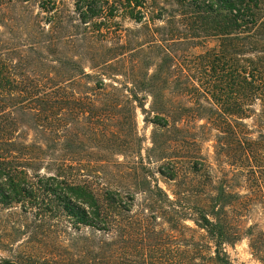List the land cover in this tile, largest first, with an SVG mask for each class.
Listing matches in <instances>:
<instances>
[{
  "label": "trees",
  "instance_id": "16d2710c",
  "mask_svg": "<svg viewBox=\"0 0 264 264\" xmlns=\"http://www.w3.org/2000/svg\"><path fill=\"white\" fill-rule=\"evenodd\" d=\"M73 1L71 9L68 0H36L37 16L46 17L34 45L42 47L40 65L49 67L47 77V72L43 76L37 70L29 71V62L0 57V205L7 209L20 206L21 216H33L38 222L35 228L42 237H28L12 260L1 259L0 264H239L227 248L244 241L254 260L264 264V41L256 39L253 53L257 56L250 58L251 34L247 30L261 19L253 12L255 1ZM170 2L182 12L168 14L164 7ZM189 7L191 13L183 12ZM121 14L143 25L151 41L139 43L134 57H127L128 47L105 46L101 60L104 81L95 91L105 94L109 107L125 104L144 113L148 112L147 99L140 95L151 97L155 115L151 122L160 128L169 126L164 99L173 92L188 103L181 104V118L174 123L190 122L194 127L186 133L175 127L177 131H183L186 138L189 135L194 144L207 141L204 135L208 132H217L216 168L207 165L200 154L187 156L191 168L204 173L210 185V190L200 194L195 218L174 204L172 211L164 210L166 216L177 219L172 221L176 224L192 220L203 232L197 242L193 236L184 244L166 234L151 236L146 225L157 216L150 207L135 212L133 192L98 190L75 174L76 167L68 160L54 158L47 142L29 140L31 132L46 138L59 123L67 127V120L59 118L61 112L104 106V101L98 103L88 96L79 101L75 98L72 86L78 61L70 49L76 37H103L102 30L96 29L101 20L106 25L105 43L115 34L122 39L120 30H115L119 28L115 19ZM157 22L168 27L167 40H159L163 33ZM210 43L215 47L208 48ZM183 46L203 51L192 53L180 49ZM120 78L125 83H119ZM251 119L254 127L245 123ZM171 155L178 158L176 150ZM175 168L168 177L171 180L177 176ZM163 170L159 172L165 176ZM156 188L170 202L167 194ZM147 193L158 199L154 191ZM65 217L64 224L61 219ZM66 224L76 232L84 227L104 237L89 242L85 255L78 257L68 244ZM183 229L193 231L186 226ZM179 247L188 249L176 250ZM48 251L61 252L63 257L57 261Z\"/></svg>",
  "mask_w": 264,
  "mask_h": 264
},
{
  "label": "rangeland",
  "instance_id": "374dc122",
  "mask_svg": "<svg viewBox=\"0 0 264 264\" xmlns=\"http://www.w3.org/2000/svg\"><path fill=\"white\" fill-rule=\"evenodd\" d=\"M187 1L192 3V0ZM254 1L253 12L261 19L256 24L247 26V30L251 34L249 49L252 54L249 56L253 59L257 56L256 53H253L255 52L253 49L256 39L264 41V0ZM73 2V0H68V6L71 9ZM164 8L168 10V14L182 12L175 3L171 2L167 3ZM184 11L191 13L193 9L189 7ZM38 14L36 0H32L31 4L19 3L16 0H0V57L16 62H29L31 65L26 67L29 71L37 70L38 74L43 76H45L44 72H47V77L49 67L40 65L43 62L40 60L42 47L34 45V42H38L40 38L39 25L46 17V14H43L44 17L40 18L37 16ZM98 22L99 28L96 27V29L102 30L103 37H98L96 40L93 37L79 36L75 38L76 43L71 46L70 50L73 55L75 54V60L78 61V65H76L78 72L74 73V78H76L72 92L75 91L74 96L78 101L86 99L88 96L98 103L104 101V106H98L91 111L89 108L81 110L76 107L72 112H61L59 118L67 120V127L59 123L54 134L46 137L49 141H46L47 139L38 132L29 133V140L47 142L53 148L54 158L60 161L68 160L70 165L76 167L74 173L81 174L84 180L91 182L98 190L112 189L120 190L123 193L133 192L136 196L135 212L150 207L157 216L156 220H150L146 225L152 232L151 236L155 233L170 235L177 238L181 244L193 236L197 242L203 232H199L192 220L188 219L176 224L172 221L177 219L166 216L164 210L172 211V204H174L181 211L187 210L192 216L189 218H195L196 213L194 212L200 204V194L205 190H210V185L204 173H196L191 168V162L187 156L201 155L207 165L210 164L216 168L214 146L217 132H208L204 135L209 138L207 141L194 144L189 135L186 138L183 131H177L175 127L185 130V133L188 130L193 131L194 127L190 122H181L177 126L174 123V120L181 118L178 114L181 113L179 112L181 104L188 105V103L184 97L179 98L173 92L166 95L164 99L167 108L164 118H169V126L166 128L152 124L151 121L155 117L151 112L153 100L145 94H141L140 97L147 99L145 108L148 112L146 113L138 107L131 108L125 104L120 107H109L105 94L95 91L96 86L104 81V65L101 63L104 61V47L125 46L130 50L127 57H134L136 55L134 50L139 43L146 44L151 39L142 29L143 25L121 14L115 19L120 29L115 30H120L118 36L121 34L122 39L115 34L111 36L109 42L105 43L104 28L106 25L103 20ZM157 26L163 33L159 40H167L168 37L165 34H167L168 27L163 22H157ZM92 30L94 31V29ZM207 47L213 48L215 43H210ZM180 49L192 53L203 51L201 48L193 49L187 46ZM262 52L261 56L264 57V47ZM99 61L100 63H96ZM127 67H131V60L127 63ZM83 72L88 76L83 75ZM54 79L59 81L58 83L61 82L56 76ZM106 83L110 84V82ZM119 83L125 82L120 78ZM245 123L250 127L255 126L254 119L246 120ZM198 124H205V121H200ZM200 133L198 136H203ZM154 142H157L156 146H154ZM175 150L178 153V158L172 159L170 155L174 154ZM174 165L177 169V176L175 180H171L168 177H170ZM160 168L164 169L165 176L160 174ZM227 169L229 171V167ZM212 171L214 172V170ZM42 175H46V171H42ZM157 186L167 194L170 202L157 190ZM148 190L154 191L158 199L153 200L148 195ZM21 214L20 206L7 209L0 205V260H12L16 250L18 251V246L28 237L37 236L39 240L42 239L40 233L36 231L35 227L38 222L34 217H23ZM65 220L67 221V217L61 219L64 224ZM66 226L64 231H67L70 237L68 244L73 248L71 251L78 257L85 255L89 242L97 243L100 238L104 237V234L91 229L81 227V231L76 232L71 229L70 225L66 224ZM183 226L193 231H187L183 229ZM3 245L8 247L4 248ZM187 249L179 247L176 250ZM39 250L43 251L44 249L40 247ZM227 251L236 263L259 264L252 257L247 241L238 244L235 248L228 247ZM47 253L53 254L50 256L56 258L57 261L63 257L61 252L48 251Z\"/></svg>",
  "mask_w": 264,
  "mask_h": 264
}]
</instances>
